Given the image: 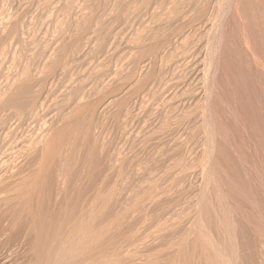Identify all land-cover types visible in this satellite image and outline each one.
<instances>
[{
	"label": "rangeland",
	"instance_id": "rangeland-1",
	"mask_svg": "<svg viewBox=\"0 0 264 264\" xmlns=\"http://www.w3.org/2000/svg\"><path fill=\"white\" fill-rule=\"evenodd\" d=\"M32 205L120 264H264V0H0V264Z\"/></svg>",
	"mask_w": 264,
	"mask_h": 264
},
{
	"label": "bare ground",
	"instance_id": "bare-ground-1",
	"mask_svg": "<svg viewBox=\"0 0 264 264\" xmlns=\"http://www.w3.org/2000/svg\"><path fill=\"white\" fill-rule=\"evenodd\" d=\"M252 6V5H251ZM262 8V7H261ZM260 9V8H259ZM251 12V11H250ZM246 13V12H245ZM247 14V13H246ZM247 19V18H246ZM154 34V33H153ZM157 34V33H156ZM152 38H154L153 36H152ZM246 39V38H245ZM154 40H155V38H154ZM263 46V45H262ZM256 48V47H255ZM255 51V50H254ZM257 67V66H256ZM247 68V67H246ZM232 70V69H231ZM261 71V70H260ZM263 74V73H262ZM246 80V79H245ZM250 82V81H249ZM246 83V82H245ZM251 83V82H250ZM19 86L21 87V85H18V88L16 87V89H17V91L19 90H21L22 88H23V90L27 87V86H25V87H21V88H19ZM246 86V85H245ZM249 86V85H248ZM247 86V87H248ZM214 88V87H213ZM253 88V87H252ZM26 90H27V88H26ZM233 89L231 88V91H232ZM15 92L16 94L18 93V92ZM24 92L25 91H23V93H22V91L21 92H19L20 94H24ZM236 92V91H235ZM15 93H13L14 95H16ZM19 93H18V95H19ZM13 94H12V96H13ZM18 95H16V97L18 96ZM239 95V94H238ZM20 96V95H19ZM18 96V97H19ZM22 96V95H21ZM24 96H25V98H26V95L24 94ZM23 96V97H24ZM250 96V95H249ZM14 97V96H13ZM18 97H17V100H15L14 98H13V100H9L8 98H6L5 100H7L6 102H7V104L6 105H14L15 106V104H16V108H18L19 109V107H21V106H18L19 105V99H18ZM22 97V98H23ZM247 97V96H246ZM9 98H11V95L9 96ZM20 99H22L21 97H19ZM24 98V100H26ZM5 100H4V103H5ZM236 100V99H235ZM237 100H238V98H237ZM242 100V99H241ZM8 101H10L9 103H8ZM27 102V101H26ZM242 103V102H241ZM261 103V102H260ZM21 104H25V101H24V103H23V99L21 100V102H20V105ZM261 105V104H260ZM240 106V105H239ZM247 110V109H246ZM254 123H255V121H253ZM260 122V121H259ZM252 124V123H251ZM260 124V123H259ZM262 124V123H261ZM257 125V124H256ZM261 126V125H260ZM257 128V127H256ZM255 128V129H256ZM260 128H262V127H260ZM260 130V129H259ZM259 132V131H258ZM254 133V132H253ZM263 132H261V134H262ZM256 134V133H255ZM260 134V135H261ZM33 188V187H32ZM36 189V188H35ZM32 190H34V189H32ZM31 190V191H32ZM35 191V190H34ZM34 191H32V192H34ZM38 192L37 193H40V191L39 190H37ZM29 193H30V190H29ZM30 195H32L31 193H30ZM34 195H36V193L34 192V194H33V196ZM32 197V196H31ZM10 198H11V196L9 197L8 196V199L10 200ZM13 198V197H12ZM11 198V199H12ZM35 197H33L32 198V200L34 199ZM37 198H38V195H37ZM13 200V199H12ZM29 200H30V197H29ZM28 199L26 200V201H29ZM26 201L24 202V204L26 203ZM31 201H29L28 202V204L30 203ZM48 202H49V200H48ZM48 202H46V205H47V203ZM33 203V202H32ZM23 204V205H24ZM27 204V203H26ZM24 205V206H26V208L25 209H27V206H30V205ZM48 204H50V203H48ZM23 206V207H24ZM34 206H36V205H34ZM41 206H43V205H41ZM48 207H50L49 205H47ZM59 206V205H58ZM52 207H54L53 205L51 206V208H49L50 210L52 209ZM30 209H29V211L31 210V207H29ZM32 208H33V205H32ZM42 208V207H41ZM24 209V208H23ZM24 209V210H25ZM33 209H38L37 210V213H36V210H34L35 211V215H34V212H33V214L32 215H30V213H32L31 211L30 212H28V210H25V211H27L28 212V215H30V218H31V216L33 217H36V215L38 214V220L37 219H33V222H32V220L29 218L28 219V221L29 220H31V222L29 221V224H32V225H30L29 227V230L28 231H22V235H23V237L21 236V238H23L24 239V241L22 240L21 241V243L23 242V244H27L28 245V248L26 249L27 251H26V253H25V247H27V246H25V247H23L22 246V248H24L23 250H24V253L26 254H23L24 256H26L25 257V261H24V259H23V261H24V263H22V264H120L119 263V261H118V259H117V256H118V253L120 254L121 252H122V250H121V252L120 251H118L119 250V247H118V250H117V247H115V246H113L111 249H110V252L106 255V254H104L103 253V250H102V246H99V245H96V246H93V247H89V245H85V244H80L79 242H74V241H72L71 239H72V237H73V234H72V231H68V232H65V233H62V231L63 230H61V229H52L51 227L50 228H46V227H44V225H43V223L45 222L43 219H45V217L48 215L47 213H46V210H44V209H48V208H44V209H41V210H44L45 212L44 213H46L45 215H44V213L43 214H41V213H38V211L40 210V207L38 208L37 206H36V208H33ZM23 210V211H24ZM39 211V212H43V211ZM49 210V211H50ZM25 211H24V214H25ZM52 211V210H51ZM9 212H10V210H9ZM51 213V212H50ZM53 213L54 212H52L51 214L53 215ZM11 214H15V213H11ZM27 214V213H26ZM39 214H40V216L42 215L43 216V218H42V216H41V218H40V216H39ZM51 214H49L50 216H51ZM27 216V215H26ZM25 216V217H26ZM45 216V217H44ZM9 217H11V215L9 216ZM15 217H16V215H15ZM14 218V217H13ZM46 218H48V217H46ZM10 219H12V217L10 218ZM25 219H27V217L25 218ZM40 219V220H39ZM41 219H42V221H41ZM54 219H55V217H54ZM54 219H52L51 220V222L52 223H54L55 221H54ZM14 220L15 219H13V220H11V222L13 223L14 222ZM45 220H47V219H45ZM48 220H50V218H48ZM48 220H47V224H48ZM44 221V222H43ZM27 222V221H26ZM43 222V223H42ZM12 223H11V225H12ZM28 224V222L26 223V226H28L27 225ZM46 224V223H45ZM50 225V224H49ZM55 226V225H54ZM53 226V227H54ZM57 228V227H56ZM51 229V230H50ZM26 230H27V227H26ZM93 241V240H92ZM91 242V241H90ZM128 243H130V242H128ZM128 243H126L125 245H128ZM131 243H132V241H131ZM130 243V244H131ZM134 243V242H133ZM129 244V245H130ZM120 248H121V246H120ZM22 260V259H21ZM22 262V261H21ZM20 263V262H19ZM152 264V263H151Z\"/></svg>",
	"mask_w": 264,
	"mask_h": 264
}]
</instances>
